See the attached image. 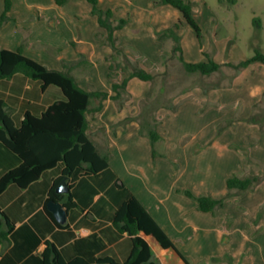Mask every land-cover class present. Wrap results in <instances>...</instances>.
<instances>
[{"label": "crops", "instance_id": "1", "mask_svg": "<svg viewBox=\"0 0 264 264\" xmlns=\"http://www.w3.org/2000/svg\"><path fill=\"white\" fill-rule=\"evenodd\" d=\"M78 7L58 5L55 0H12L9 20L0 27V48L22 49L25 56L47 68L68 72L83 89L113 95L107 78L111 73L108 58L113 55L104 42L107 33L96 18L88 20ZM4 10L5 0H0V16ZM97 33L102 35L99 46L93 38ZM166 42L172 50V40ZM227 62L232 61H222L216 73L233 70L227 83L212 86L204 79L213 76H201L164 112L152 109L155 99L146 98L148 82L130 93L141 80L133 78L122 105L107 99L101 111L88 114V135L101 154L111 156L109 167L95 175H84L79 168L69 177V195L75 207L68 208L61 201L68 211L65 225L58 224L47 209L63 164L44 171L26 188L10 184L0 194V264H42L48 244L54 245L66 262L76 258L90 264L105 258L127 261L132 243L114 226V213L131 195L174 243V247L164 248L147 236L155 262L264 264V64L256 61L237 71ZM65 63L75 65L65 68ZM156 72L159 77L164 72L170 74L169 66ZM117 76L114 82L122 83L125 74ZM64 99L59 87L45 86L20 73L0 79V102L17 127L27 114L39 117ZM98 104L93 100L91 109ZM159 116L165 121L176 120V124L180 121L186 128L189 125L185 132L169 133L165 149L158 150L166 158L155 157L147 131L139 133L143 118L152 123ZM129 118L138 121L118 126L116 133L111 130ZM130 158L140 164L130 163ZM20 163L17 155L0 143V179ZM233 176H259L263 181L238 193L227 187ZM198 196L224 199V203L214 213L203 212Z\"/></svg>", "mask_w": 264, "mask_h": 264}, {"label": "trees", "instance_id": "2", "mask_svg": "<svg viewBox=\"0 0 264 264\" xmlns=\"http://www.w3.org/2000/svg\"><path fill=\"white\" fill-rule=\"evenodd\" d=\"M67 0H55L58 5H63ZM93 3V13L98 17V23L108 32V41L114 43V26L112 12L103 11L97 7V0H89ZM160 3L170 5L179 10L186 21L195 29L198 37H201V28L194 19L191 3L185 0H160ZM12 0H5V10L0 16V27L9 20V12ZM257 27H261V21L255 18ZM178 25L161 32V40L171 39L174 42V57L178 58L184 71L188 74L199 73L202 76H211L221 70L222 65L217 63L209 54L205 53L206 60L200 63H192L185 60L180 46V37L176 29ZM115 44V43H114ZM115 54L108 58L110 71L127 72V78L122 83L114 82L112 91L114 94L103 91H87L78 81L66 71L52 70L43 64L28 58L23 50L10 51L0 48V79H6L17 73L23 74L30 79L41 81L45 86L54 85L59 87L65 99L57 101L36 117L27 114L20 126L14 125L0 102V143L17 155L20 165L7 172L0 179V194L10 185L16 184L20 188H26L37 181L41 174L56 167L59 163L64 165L61 178L55 183L50 192V200L63 201L68 208L75 207L72 197L68 194H57V184L64 176H71L75 170L81 168L84 175H95L109 167V154H101L88 135L90 121L88 114H96L103 108V101L112 99L122 105L125 99L129 80L139 78L143 81L154 82L156 75L148 73L141 67L128 60L124 54H117L122 60H115ZM264 64V54L257 51L256 54L246 61L238 64L228 63L229 67L237 71L248 67L252 62ZM78 64V63H77ZM69 65L65 63L64 67ZM110 77L112 75L110 74ZM93 100L99 104L91 109ZM153 109V108H152ZM156 121L151 123L147 117L141 120L142 132H148L155 144L160 136L154 128ZM155 155V153H154ZM263 179L259 176L239 178L233 176L227 180L229 190L236 189L238 193L247 191L260 184ZM122 187V184H117ZM189 196H194L187 192ZM199 210L214 213L224 203V199H214L211 196L196 197ZM51 217L52 214L48 212ZM114 226L119 233L127 234L132 243V250L127 261L120 263L111 258L97 260V264H160L153 260L147 236H152L164 248L174 247L173 241L167 233L154 220L149 211L140 200L131 195L114 213ZM42 264H90L87 261L76 258L66 262L57 248L48 244L42 254Z\"/></svg>", "mask_w": 264, "mask_h": 264}, {"label": "rangeland", "instance_id": "3", "mask_svg": "<svg viewBox=\"0 0 264 264\" xmlns=\"http://www.w3.org/2000/svg\"><path fill=\"white\" fill-rule=\"evenodd\" d=\"M185 1L191 3L194 19L201 28V37H198L195 29L186 21L183 14L179 13L180 11L160 3V0H97L99 9L112 12L115 44L113 43L111 46L107 30L102 29L107 33V39L104 42L112 49L116 61L122 60L123 57L117 54H124L136 66L153 75L161 66H169L170 74L164 75V72L160 77L157 74L158 78L153 86V82L138 80L136 83L138 85L135 84L130 92L134 94V89H139L140 84L148 82L146 98L155 99L153 109L157 111L161 109L163 111L167 106H170L175 99L181 96L184 89L196 85L202 76L199 73L188 74L184 71L178 58L174 57L173 47L171 50L167 46L168 39L161 40L159 38L160 33L166 29L178 25L176 32L180 37V46L185 60L191 62L203 61L205 53L213 59L215 58L214 60L219 64L222 61H232L230 63L238 64L253 57L257 51L264 54V0ZM65 3L80 5L78 8L83 11L88 20L96 18V22H98L97 15L93 13V3L89 0H67ZM176 12L180 14V17ZM255 18L261 21L260 28L255 24ZM165 25H170V27L164 28ZM101 36L98 33L93 35L98 46L102 41ZM172 43L174 46L173 41ZM119 72L124 73L127 78V72ZM119 72L110 73L112 77L107 75L111 89ZM233 74V70L226 69L222 75L214 74L211 75L213 77L204 80L212 86L219 87L222 84L217 83H227L228 77ZM232 81L233 79L230 80L229 85ZM165 87L166 89L162 90ZM170 120L165 121L159 116L154 124L153 129L160 136L155 144L149 137L152 146L154 144L155 157L166 158L165 154L162 152L161 154L158 150L165 149L166 142L168 143L170 139L169 133L174 135V132H185L188 129L189 125L186 128L180 121L176 124V120L171 122ZM132 121L138 120L129 118L124 124L113 125L111 130L116 133L118 126L123 127ZM153 122L154 119L152 124ZM142 130L141 128L140 134H142ZM130 159V163L140 164L138 160Z\"/></svg>", "mask_w": 264, "mask_h": 264}, {"label": "water", "instance_id": "4", "mask_svg": "<svg viewBox=\"0 0 264 264\" xmlns=\"http://www.w3.org/2000/svg\"><path fill=\"white\" fill-rule=\"evenodd\" d=\"M69 176H64L56 189L57 194H69L70 188L68 183ZM47 209L51 212L60 225H65L67 222V208L59 200L52 199L47 203Z\"/></svg>", "mask_w": 264, "mask_h": 264}]
</instances>
